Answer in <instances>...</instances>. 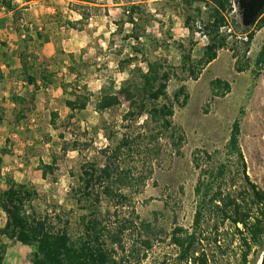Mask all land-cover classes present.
I'll return each instance as SVG.
<instances>
[{"label": "rangeland", "instance_id": "rangeland-1", "mask_svg": "<svg viewBox=\"0 0 264 264\" xmlns=\"http://www.w3.org/2000/svg\"><path fill=\"white\" fill-rule=\"evenodd\" d=\"M22 11V19H14L13 12L0 11V67L5 76L0 78V148L7 147L11 152L4 156L3 176L12 175L19 182H27L36 187L38 198L33 202L38 214L46 215L55 223L59 218L71 221L74 237L82 234L80 216L86 210L80 209L73 198V187L77 185V172L86 159L104 163L101 148L115 146L126 130L146 131L142 139V151L135 157L138 171L152 170L144 186L131 193L129 207L119 212L118 219L132 218L136 225L122 235L123 247H115V256L120 264H174L177 248L171 242V232L175 226L192 228L199 195L195 188L199 178L217 171L223 166L225 176L213 182L214 189L222 184L224 193L239 195L243 192L241 161L229 152V140L234 122L239 121L238 143L242 150L246 172L252 182L264 191V61L260 53L264 49V27L256 31L249 47L244 43L246 34L234 25L228 46L218 51L217 57L204 67L197 79L183 70V51L175 41L183 43L187 51L192 46V59L197 62L208 44V37L199 29L208 17V5L195 1L189 5L184 0H13ZM27 3L24 6L21 4ZM139 4L147 12L149 21L144 24L146 33L141 41L147 47L150 58H165L174 69L168 84V93H174L185 85L189 99L185 106L175 107L174 123L185 134L182 154H177L170 143L169 134L158 135L150 140L147 136L155 124L140 127L145 121L128 126L122 120L129 108V102L121 95L122 104L103 113L95 111L93 100L102 86H114L116 90L123 81L130 78L133 66L145 64L140 61L142 53H135L132 45L137 41L129 37L131 24L124 22L123 6ZM21 6V7H20ZM202 12L198 16L196 8ZM58 18H51L54 15ZM187 14L195 16V31L184 26ZM231 22L238 23L236 8L228 15ZM67 20L78 21L77 27L69 28ZM25 25L32 30H50L57 42H49L36 48L38 63L49 61L48 70L57 72L55 81L36 93L35 106L19 107L25 114L17 125L14 110L17 106L11 101L12 90L30 98L32 86L24 81L18 68L22 61L32 58L18 46L19 34ZM118 26L123 29L115 32ZM143 26V27H144ZM115 32V33H114ZM59 38V39H58ZM59 46V47H57ZM63 49L61 53V50ZM74 52L78 62L70 69L68 54ZM83 55V59L79 57ZM132 58H136L130 61ZM8 64L11 65L9 68ZM11 68L15 69L14 73ZM221 78L230 83L226 95H217L211 84ZM62 82L66 83L67 93ZM41 84V83H39ZM86 84L91 90L92 101L87 108L69 118L67 99H77L71 88L77 90ZM58 113L56 126L51 123V114ZM110 128L118 132L108 138ZM77 144V147L75 146ZM87 144V145H86ZM147 144L152 150L159 146V153L145 151ZM77 148V149H75ZM208 152L209 155H206ZM57 158L54 175L42 177L38 165L52 162ZM194 156L198 158L194 160ZM198 162V163H197ZM199 164V165H198ZM0 185L5 186L4 177ZM241 196V195H239ZM107 221L114 222V209L110 212L103 204ZM134 208V210H133ZM6 215L0 210V227L4 226ZM143 223V224H142ZM206 226L213 228L216 221L206 220ZM62 225V223H58ZM221 244L226 247V256L236 264H264V237L259 243H252L246 262L243 261L244 246L233 227L226 222L220 226ZM144 239L152 242L145 248ZM6 245L13 241L4 238ZM22 248V246H21ZM9 256H11L9 254ZM29 257L26 258L27 262Z\"/></svg>", "mask_w": 264, "mask_h": 264}, {"label": "trees", "instance_id": "trees-1", "mask_svg": "<svg viewBox=\"0 0 264 264\" xmlns=\"http://www.w3.org/2000/svg\"><path fill=\"white\" fill-rule=\"evenodd\" d=\"M30 2L32 0H23ZM90 2V0H84ZM190 4L195 1H203L208 5V17L202 28H199L209 39L201 58L194 62L191 51L192 45L186 51L183 43L175 41L177 48L183 51V70H188L189 75L194 79L198 78L202 69L213 61L218 51L228 46V38L232 32L224 30L226 26H240L246 34L245 44L247 48L254 39L256 31L264 27V0H184ZM236 8L239 17L238 23L231 22L228 15ZM12 11L15 21L22 19V11L17 9L13 0H0V11ZM198 16L201 8H196ZM124 22L131 24L132 37L137 44L132 45L135 53H142L140 61L145 64L133 66L130 71V78L123 81V84L116 90L114 86H102L99 94L93 100L95 111L103 113L122 104L121 95L129 102V108L122 120H128L130 124L122 127H131L133 122L139 121L146 115L145 121L139 124L140 127L154 125V130L149 136L150 140L157 139L158 135L169 134L170 143L177 154H182V146L185 142L183 130L174 123L175 107H183L187 104L189 93L185 85L175 91L173 98L168 93V84L172 76L176 75L174 69L165 58H150L147 54V47L141 41L146 33L144 24L150 18L146 10L139 4H126L123 6ZM59 15L51 18L56 19ZM184 26L195 31V16L187 14L184 17ZM78 21L67 20L69 28L77 27ZM144 26V27H143ZM123 27L118 26L115 32L122 31ZM231 30V31H232ZM114 32V33H115ZM59 39V38H58ZM49 42H57V38L51 37L50 30H32L30 25H25L19 34L18 46L22 52L32 56L30 59L22 61L18 68L24 81L32 86L31 96L27 98L14 90L10 99L17 106L14 110V120L19 125L25 117L20 110L24 106H35L36 93L39 89L48 87L55 81L57 74L54 70H48L50 62L38 63L39 56L36 48L42 47ZM6 45L0 40V46ZM59 47V46H57ZM61 53L63 49L59 48ZM70 59V69L78 62L74 52L68 54ZM83 59V55L79 57ZM136 58H132L130 61ZM260 60L264 61V49L260 53ZM9 68L11 67L8 64ZM15 69L11 68L14 73ZM5 76L0 67V78ZM41 83V84H39ZM217 95L224 96L231 89L230 83L221 78H216L211 82ZM64 91H67L65 82H62ZM77 87L71 88V94L77 99H67L66 106L70 110L69 118L74 117L77 112L85 110L92 100V92L84 84L78 91ZM67 93V92H66ZM19 107H21L19 109ZM0 108L1 107L0 105ZM51 123L56 126L58 113L51 114ZM108 138H112L118 133L115 128H110ZM146 131L126 130L122 132L120 141L115 146L107 145L100 149L103 153L104 163L100 165L96 160L86 159L77 172V185L73 187V198L80 209L86 210L80 216L82 234L74 237L71 230V221L61 218L55 223L47 214H38L35 211L33 202L38 198L36 187L27 182H19L12 175L3 176L4 156L11 151L7 147L0 148V179L4 177L5 186L0 185V210L6 215L4 226L0 227V262L5 255L4 238L13 242H21L24 245L34 246L31 256L32 264H120L115 256V247H123L122 235L136 222L132 218H121L119 212L129 207L131 193L139 191L145 185L147 178L152 174V170L138 171L135 164V157L141 153L142 139ZM240 133L239 121L233 125L229 140V152L238 157L242 165L243 192L234 195L231 192L224 193L222 184H217L214 189L213 182L225 176L223 166H219L217 171L209 170V175L200 177L195 191L199 195L197 209L194 215L192 228L182 225L175 226L171 232V242L177 248V255L174 264H236L222 257L226 256V247L221 244L222 232L220 226L228 222L241 240L245 251L243 261L246 262L248 250L252 243H259L264 237V191L251 181L246 172V165L242 150L238 143ZM87 145V144H86ZM77 147V144L75 145ZM77 149V148H75ZM145 151L159 153L160 147L153 150L147 147ZM209 155L208 152H205ZM194 160L198 158L194 156ZM57 158L52 157V162L46 163L41 158L38 168L42 172V177L47 178L54 175L57 169ZM198 163V162H197ZM199 165V164H198ZM106 202V209H114L116 220L107 221L106 214L103 213V204ZM134 210V208H133ZM214 219L216 223L213 228L206 226V220ZM62 223V225H58ZM143 224V223H142ZM143 244L146 249L152 247L149 239H144ZM222 256V257H221Z\"/></svg>", "mask_w": 264, "mask_h": 264}, {"label": "crops", "instance_id": "crops-1", "mask_svg": "<svg viewBox=\"0 0 264 264\" xmlns=\"http://www.w3.org/2000/svg\"><path fill=\"white\" fill-rule=\"evenodd\" d=\"M23 1V0H18ZM27 3L21 4V6H24ZM20 6V7H21ZM19 7V6H18ZM17 7V8H18ZM12 12V11H10ZM1 34V29H0ZM22 246V248H21ZM5 249V257L3 261L0 262V264H32L31 263V256L34 252V246L31 245H24L21 242H13L11 245L4 244ZM9 254L11 256H9ZM29 257L28 261L25 262L26 258Z\"/></svg>", "mask_w": 264, "mask_h": 264}, {"label": "built area", "instance_id": "built-area-1", "mask_svg": "<svg viewBox=\"0 0 264 264\" xmlns=\"http://www.w3.org/2000/svg\"><path fill=\"white\" fill-rule=\"evenodd\" d=\"M224 30H227L228 32H231L232 27H231V26H226V27L224 28Z\"/></svg>", "mask_w": 264, "mask_h": 264}]
</instances>
